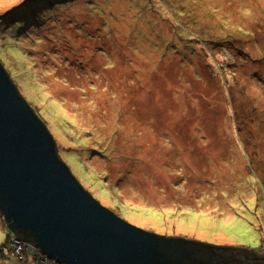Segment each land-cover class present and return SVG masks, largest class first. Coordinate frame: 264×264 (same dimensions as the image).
I'll list each match as a JSON object with an SVG mask.
<instances>
[{"label":"rangeland","instance_id":"rangeland-1","mask_svg":"<svg viewBox=\"0 0 264 264\" xmlns=\"http://www.w3.org/2000/svg\"><path fill=\"white\" fill-rule=\"evenodd\" d=\"M0 60L103 206L264 256V0H0Z\"/></svg>","mask_w":264,"mask_h":264},{"label":"water","instance_id":"water-1","mask_svg":"<svg viewBox=\"0 0 264 264\" xmlns=\"http://www.w3.org/2000/svg\"><path fill=\"white\" fill-rule=\"evenodd\" d=\"M0 212L60 264H264L249 248L149 232L95 199L0 60Z\"/></svg>","mask_w":264,"mask_h":264},{"label":"trees","instance_id":"trees-1","mask_svg":"<svg viewBox=\"0 0 264 264\" xmlns=\"http://www.w3.org/2000/svg\"><path fill=\"white\" fill-rule=\"evenodd\" d=\"M25 1H23V3H24ZM21 5H23V4H21ZM97 151V150H96ZM98 152H100V153H103L102 151H98ZM108 195H110V193L109 192H106ZM114 194H115V200H118V198H117V195L119 194L117 191H114ZM175 204V203H174ZM176 204H177V209L178 208H183V206L181 205V204H179V203H177L176 202ZM190 207V205H185L184 207ZM0 214H1V212H0ZM1 216H2V214H1ZM3 218V217H2ZM5 221V220H4ZM5 223H6V221H5ZM6 226L8 227V225L6 224ZM8 229H9V237H8V245H7V247L5 248V246H1L0 247V258L2 259V260H4L5 261V259H4V257H3V255H4V252H6V249H7V251H9V253H8V255H10V257H16V258H18L19 259V261H20V264H28V262H29V260L30 259H32L31 261L34 263V264H41V257H38V253L37 252H34V251H24V252H22L21 254H18V255H14L13 253H15L14 251L15 250H13V252L11 251V249H13V247H12V244L14 243V241H15V239L16 238H19V239H21V240H25V239H22V238H20L18 235H16L9 227H8ZM25 241H27V242H29L30 244H32V245H35L36 246V248L38 247L33 241H31V240H25ZM12 247L11 249H10V247ZM242 248V247H241ZM244 249H247V248H244ZM250 250V249H249ZM252 253H254V254H256L257 256H260V254H258L255 250H250ZM262 257H264V256H262ZM53 260H51V262H52ZM5 262H7V261H5ZM7 264V263H6ZM53 264H57V262H54ZM58 264H60V263H58Z\"/></svg>","mask_w":264,"mask_h":264},{"label":"built area","instance_id":"built-area-1","mask_svg":"<svg viewBox=\"0 0 264 264\" xmlns=\"http://www.w3.org/2000/svg\"><path fill=\"white\" fill-rule=\"evenodd\" d=\"M12 247H13V250L21 249L23 252L24 251L27 252V251H34L35 250L34 252L38 253V257H41V264H53L54 262H57V261L53 260L52 258H50L49 256L45 255L39 249V247L36 248L35 245H32V244H30L29 242H27L25 240H21L19 238H16L14 243L12 244ZM51 260H53V261L51 262ZM57 264H58V262H57Z\"/></svg>","mask_w":264,"mask_h":264},{"label":"bare ground","instance_id":"bare-ground-1","mask_svg":"<svg viewBox=\"0 0 264 264\" xmlns=\"http://www.w3.org/2000/svg\"><path fill=\"white\" fill-rule=\"evenodd\" d=\"M8 252H9V251H8ZM15 252H16L17 254H21L23 251H22L21 249H16Z\"/></svg>","mask_w":264,"mask_h":264}]
</instances>
